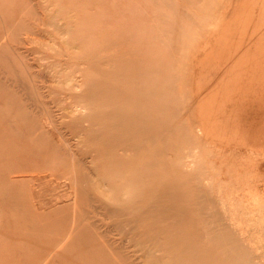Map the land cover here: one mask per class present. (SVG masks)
<instances>
[{"label":"rangeland","instance_id":"374dc122","mask_svg":"<svg viewBox=\"0 0 264 264\" xmlns=\"http://www.w3.org/2000/svg\"><path fill=\"white\" fill-rule=\"evenodd\" d=\"M262 47L263 0H0V264H264Z\"/></svg>","mask_w":264,"mask_h":264},{"label":"bare ground","instance_id":"6f19581e","mask_svg":"<svg viewBox=\"0 0 264 264\" xmlns=\"http://www.w3.org/2000/svg\"><path fill=\"white\" fill-rule=\"evenodd\" d=\"M264 1V0H263ZM254 16V15H253ZM248 19V18H247ZM257 23V22H256ZM260 23V22H259ZM257 29V28H256ZM259 32V31H258ZM247 44V43H246ZM248 45V44H247ZM262 48H264V47H262ZM260 49V48H259ZM200 128V127H199ZM200 131V130H199Z\"/></svg>","mask_w":264,"mask_h":264}]
</instances>
